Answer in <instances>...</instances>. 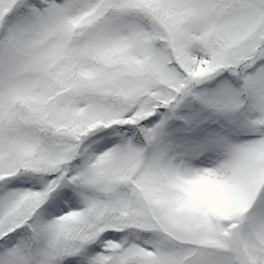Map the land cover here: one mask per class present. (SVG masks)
I'll use <instances>...</instances> for the list:
<instances>
[{
    "label": "snow or ice",
    "instance_id": "6c2138e0",
    "mask_svg": "<svg viewBox=\"0 0 264 264\" xmlns=\"http://www.w3.org/2000/svg\"><path fill=\"white\" fill-rule=\"evenodd\" d=\"M0 264H264V0H0Z\"/></svg>",
    "mask_w": 264,
    "mask_h": 264
}]
</instances>
